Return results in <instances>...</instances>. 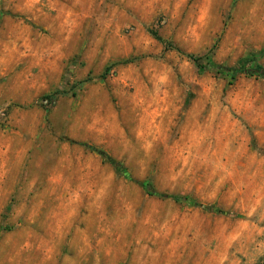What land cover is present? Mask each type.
<instances>
[{"label":"rangeland","instance_id":"obj_1","mask_svg":"<svg viewBox=\"0 0 264 264\" xmlns=\"http://www.w3.org/2000/svg\"><path fill=\"white\" fill-rule=\"evenodd\" d=\"M241 60L264 0H0V264H264Z\"/></svg>","mask_w":264,"mask_h":264},{"label":"trees","instance_id":"obj_2","mask_svg":"<svg viewBox=\"0 0 264 264\" xmlns=\"http://www.w3.org/2000/svg\"><path fill=\"white\" fill-rule=\"evenodd\" d=\"M154 37L156 38V40L161 41L155 34H154ZM189 59L194 64V66L198 68V70H203L205 68L203 67V65L199 63V58H195L191 56L189 57ZM208 64L209 66H213V64L211 63H208ZM227 72L230 74L232 79L235 78V76L238 74H245L248 76L264 78V69L261 66H258V65L250 66L248 65V62L245 60H241L238 64H236L233 68L229 69ZM45 98L50 99V97H45ZM164 198H171L175 202H181L182 200H186V199H181L180 197L164 196Z\"/></svg>","mask_w":264,"mask_h":264}]
</instances>
